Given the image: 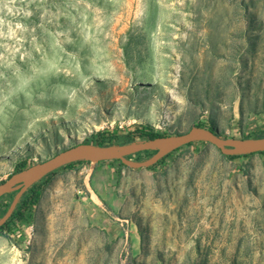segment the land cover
<instances>
[{
  "label": "rangeland",
  "instance_id": "374dc122",
  "mask_svg": "<svg viewBox=\"0 0 264 264\" xmlns=\"http://www.w3.org/2000/svg\"><path fill=\"white\" fill-rule=\"evenodd\" d=\"M236 101L237 117L225 109ZM221 106L227 122L213 116ZM145 124L264 136V0H0V184L22 159L148 140L128 137ZM199 142L175 165L205 175L172 191L170 157L156 202L146 189L128 213L73 189L38 203L0 235V264H264V155L239 180L235 161ZM55 177L35 183L42 195ZM16 194L0 198V218Z\"/></svg>",
  "mask_w": 264,
  "mask_h": 264
},
{
  "label": "crops",
  "instance_id": "0c3cea01",
  "mask_svg": "<svg viewBox=\"0 0 264 264\" xmlns=\"http://www.w3.org/2000/svg\"><path fill=\"white\" fill-rule=\"evenodd\" d=\"M223 107L224 106H221L220 110L213 113V116L218 118L221 122H227L223 119L225 109H229L231 115L234 114L235 117L240 115V104H238L237 101L229 106H225V109ZM196 142L200 143L199 141ZM196 142L181 146L177 150L168 154V156L162 161L165 162L170 157L176 158L175 160H171L170 172L166 174L174 184L173 187H179V189L172 188V191H180V188L183 186V180L188 179V177L192 178L193 174L197 178H201V176L205 175V171H202L201 169L202 167L190 171L182 170V167L175 165L176 162L177 164H183L185 162L182 156L185 151L191 147L189 145H194ZM213 147L216 151L221 152L216 146L213 145ZM263 155V152H255L244 155L226 156L221 152L218 157L223 161H235L232 170L234 175L238 176L237 178L239 180L245 178V181H247L249 176L246 167L248 166V161H262ZM197 160L205 163L203 157H198ZM113 161L115 160L79 162L72 166H62L56 169L52 172H55L54 175H56V182L51 185V189L48 188V191L43 193L38 208H42L44 205L47 206L51 199L59 196L65 195L60 198L62 201H65L67 195L66 192L71 191L72 189L75 191V196L79 195V200L81 202L85 203V201H92L95 205H99L100 203L105 206L108 215L120 212L128 213L132 209H135L133 204L135 202L138 203L139 192L146 189L149 190L150 197L153 200V194L151 192L155 187V191H158V193L154 195V202H156L157 197L160 196V186L156 187V185H159L160 180H162L163 177L159 170L160 163L162 162L155 167L128 168L125 170L123 167L120 168L119 164H112L114 163ZM74 178H76V180ZM134 192L138 194L136 195ZM166 192L167 191H165V194ZM58 200L59 199L56 201ZM73 202H76V200L74 199ZM43 209L44 207L42 208V211H44Z\"/></svg>",
  "mask_w": 264,
  "mask_h": 264
},
{
  "label": "water",
  "instance_id": "95a60500",
  "mask_svg": "<svg viewBox=\"0 0 264 264\" xmlns=\"http://www.w3.org/2000/svg\"><path fill=\"white\" fill-rule=\"evenodd\" d=\"M196 141L208 142L216 146L222 154L228 156L264 151V136L226 138L213 129L197 125L186 132L123 145L106 146L86 142L77 143L58 151L48 159L36 162L12 174L0 184V198L7 193L17 191L7 212L0 218V226H3L10 219L22 196L32 185L62 166L82 160L95 162L120 160L129 168L150 167L181 146ZM146 150H154L155 152L144 160L130 158V155Z\"/></svg>",
  "mask_w": 264,
  "mask_h": 264
},
{
  "label": "trees",
  "instance_id": "16d2710c",
  "mask_svg": "<svg viewBox=\"0 0 264 264\" xmlns=\"http://www.w3.org/2000/svg\"><path fill=\"white\" fill-rule=\"evenodd\" d=\"M197 126H202V125H197ZM160 136H164V134H161L160 132H158L154 128V126H152L151 124H145V125L138 126L136 128V130L128 133V137L130 139L132 138V141L133 140L135 141L136 138L154 139V138H157ZM258 137H260V136H258ZM99 144H103V143L100 142ZM144 152L149 153L150 150H146ZM262 152L264 153V151H262ZM226 156H228V155H226ZM233 156H236V155H233ZM130 158H131V156H130ZM165 158H166V156L164 158H162L159 162H157L156 164H154L150 167H155L160 162H162ZM116 161H119L120 165L126 166L120 160H116ZM79 162H91V161L82 160V161H77L74 163L67 164L65 166H72L73 164H76ZM30 165H32V164H29L27 159H22V160H20V162L16 166V172H19V171L29 167ZM126 167H128V166H126ZM41 195H42V190H40V188H36L35 184L32 185L29 188V190L27 191V193L25 194V196L22 197V199L19 201V203H18L16 209L14 210L12 216L10 217V219L3 226H0V235H5L7 237V234L4 231H5V229L10 227V224H13L14 222H16L15 220H19V221H23V222L29 221L32 217L34 207L40 201ZM10 205H11V203L8 204L7 210H8ZM131 260L132 261H130V263L133 264V259H131Z\"/></svg>",
  "mask_w": 264,
  "mask_h": 264
},
{
  "label": "bare ground",
  "instance_id": "6f19581e",
  "mask_svg": "<svg viewBox=\"0 0 264 264\" xmlns=\"http://www.w3.org/2000/svg\"><path fill=\"white\" fill-rule=\"evenodd\" d=\"M153 76V75H152ZM145 80V79H144ZM149 81H155V77H151V78H149ZM142 82H144V81H142ZM20 145H24V143H21ZM9 150V149H8ZM12 151V149H10L8 152H11Z\"/></svg>",
  "mask_w": 264,
  "mask_h": 264
}]
</instances>
